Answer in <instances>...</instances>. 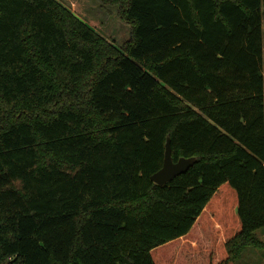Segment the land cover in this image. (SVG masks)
Returning a JSON list of instances; mask_svg holds the SVG:
<instances>
[{
    "label": "trees",
    "instance_id": "1",
    "mask_svg": "<svg viewBox=\"0 0 264 264\" xmlns=\"http://www.w3.org/2000/svg\"><path fill=\"white\" fill-rule=\"evenodd\" d=\"M0 0V264H237L263 248L264 0ZM174 162L194 165L164 186Z\"/></svg>",
    "mask_w": 264,
    "mask_h": 264
},
{
    "label": "rangeland",
    "instance_id": "2",
    "mask_svg": "<svg viewBox=\"0 0 264 264\" xmlns=\"http://www.w3.org/2000/svg\"><path fill=\"white\" fill-rule=\"evenodd\" d=\"M59 1L116 45L122 46L130 40L132 26L122 19L118 6L104 5L101 0ZM256 235L264 242V228L256 231ZM247 250L246 254L243 252L244 255L242 254L237 264H264L263 248L251 247Z\"/></svg>",
    "mask_w": 264,
    "mask_h": 264
},
{
    "label": "water",
    "instance_id": "3",
    "mask_svg": "<svg viewBox=\"0 0 264 264\" xmlns=\"http://www.w3.org/2000/svg\"><path fill=\"white\" fill-rule=\"evenodd\" d=\"M195 163V158H180L174 162L170 139L167 140L163 167L155 173L151 180L157 185L164 186L176 176L186 173Z\"/></svg>",
    "mask_w": 264,
    "mask_h": 264
},
{
    "label": "crops",
    "instance_id": "4",
    "mask_svg": "<svg viewBox=\"0 0 264 264\" xmlns=\"http://www.w3.org/2000/svg\"><path fill=\"white\" fill-rule=\"evenodd\" d=\"M259 230H260V229H259ZM258 237H259V236H258ZM259 239L262 241V239H261L260 237H259ZM262 242H263V241H262ZM263 243H264V242H263ZM248 248H251V247H248ZM248 248H247V249H248ZM247 249H246L245 252H244L245 254H246V252H248ZM250 253L253 254L251 251H250ZM243 255H244V254H243ZM251 259H253V258H251Z\"/></svg>",
    "mask_w": 264,
    "mask_h": 264
}]
</instances>
